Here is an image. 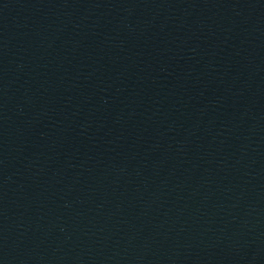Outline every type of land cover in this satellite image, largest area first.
<instances>
[{"label":"water","instance_id":"obj_1","mask_svg":"<svg viewBox=\"0 0 264 264\" xmlns=\"http://www.w3.org/2000/svg\"><path fill=\"white\" fill-rule=\"evenodd\" d=\"M0 264H264V0H0Z\"/></svg>","mask_w":264,"mask_h":264}]
</instances>
